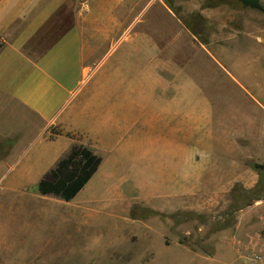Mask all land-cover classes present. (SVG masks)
I'll return each instance as SVG.
<instances>
[{"label": "rangeland", "instance_id": "rangeland-1", "mask_svg": "<svg viewBox=\"0 0 264 264\" xmlns=\"http://www.w3.org/2000/svg\"><path fill=\"white\" fill-rule=\"evenodd\" d=\"M206 2L129 0L127 10L125 2L99 0V6L113 8L115 16L129 14L128 21L110 23L114 46L129 37L118 54L128 45L130 64L146 65L140 76L131 72V80L145 79L146 96L160 82L159 66L162 79L169 80L168 65L177 57L172 24L158 18L173 13L191 31L185 18L190 22L193 15L196 36L207 39L213 51L235 40L237 46L222 57L200 49L189 72L213 126L243 138L204 135L200 128L194 134L147 128L114 135L113 151L99 140L105 159L78 199L80 220L76 208L74 222L59 230V241L32 254L24 248L2 254L0 264H264V195L245 206L237 195L254 188L264 194V169L252 166L264 165V55L258 57L261 48L249 37L264 38V13L233 0ZM88 3L82 0V7ZM143 40L147 48L139 54Z\"/></svg>", "mask_w": 264, "mask_h": 264}, {"label": "crops", "instance_id": "crops-1", "mask_svg": "<svg viewBox=\"0 0 264 264\" xmlns=\"http://www.w3.org/2000/svg\"><path fill=\"white\" fill-rule=\"evenodd\" d=\"M108 1L113 6L125 2L128 10L129 0ZM112 10L99 6V0L84 7L82 0H0V263L2 254L17 255L19 248L32 254L35 247L59 241V230L74 222L76 208L80 220L78 199L100 175L105 159L97 149L99 140L113 151L114 135L147 128L158 134L163 128L185 134L200 128L204 135L243 138L213 126L189 72L200 49L222 57L237 46L235 40L214 52L210 42L186 31L177 15L158 18L172 24L171 47L177 57L168 65L169 80L162 79L159 66L155 76L160 82L146 96L145 79L131 80L146 65L130 64L128 45L118 54L129 37L114 46L111 24L128 21L129 14L115 16ZM249 37L261 48L258 57L263 56L264 38ZM140 42L139 54L140 49L145 54L146 41L143 47ZM76 145L103 158L98 170L69 201L42 194L41 180Z\"/></svg>", "mask_w": 264, "mask_h": 264}, {"label": "trees", "instance_id": "trees-1", "mask_svg": "<svg viewBox=\"0 0 264 264\" xmlns=\"http://www.w3.org/2000/svg\"><path fill=\"white\" fill-rule=\"evenodd\" d=\"M226 0H207L206 6H215L224 3ZM236 5H242L264 13V2L262 0H233ZM200 16V15H198ZM196 18L190 16L185 18V23L189 24L191 31L198 35L199 30L193 25ZM207 42V39H201ZM102 163V157L86 146L76 145L72 150L63 157L52 169L48 175L43 178L39 184V190L42 194H53L66 201L71 200L76 194L88 183L94 173L98 170ZM252 166L261 171L264 165L253 163ZM262 189L239 190V202L242 206L250 205L254 200L260 199Z\"/></svg>", "mask_w": 264, "mask_h": 264}]
</instances>
